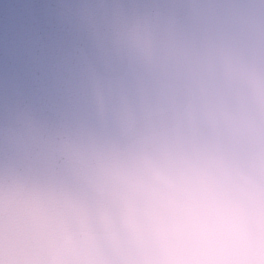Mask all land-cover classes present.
Instances as JSON below:
<instances>
[{
  "label": "clouds",
  "instance_id": "clouds-1",
  "mask_svg": "<svg viewBox=\"0 0 264 264\" xmlns=\"http://www.w3.org/2000/svg\"><path fill=\"white\" fill-rule=\"evenodd\" d=\"M31 95L0 98V264H264V0H71Z\"/></svg>",
  "mask_w": 264,
  "mask_h": 264
},
{
  "label": "water",
  "instance_id": "water-1",
  "mask_svg": "<svg viewBox=\"0 0 264 264\" xmlns=\"http://www.w3.org/2000/svg\"><path fill=\"white\" fill-rule=\"evenodd\" d=\"M71 0H0V98L31 95L51 73L67 38L64 5Z\"/></svg>",
  "mask_w": 264,
  "mask_h": 264
}]
</instances>
